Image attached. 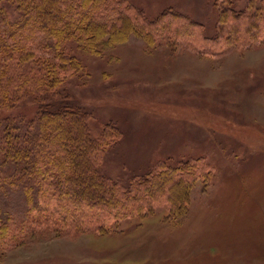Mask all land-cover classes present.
<instances>
[{"label": "rangeland", "instance_id": "rangeland-1", "mask_svg": "<svg viewBox=\"0 0 264 264\" xmlns=\"http://www.w3.org/2000/svg\"><path fill=\"white\" fill-rule=\"evenodd\" d=\"M124 1L151 19L187 16L211 39L229 36L220 23L229 7L237 14L260 7V0ZM228 48L204 54L184 40L148 45L133 35L101 46L99 56L72 46L84 69L68 78L69 99L89 109L94 136L109 123L123 135L103 173L123 178L183 155L204 158L213 179L196 182L189 214L177 224L165 222L162 209L107 235H39L0 249V264H264V44ZM33 113L20 106L10 117ZM1 203L22 218L19 192Z\"/></svg>", "mask_w": 264, "mask_h": 264}, {"label": "trees", "instance_id": "trees-1", "mask_svg": "<svg viewBox=\"0 0 264 264\" xmlns=\"http://www.w3.org/2000/svg\"><path fill=\"white\" fill-rule=\"evenodd\" d=\"M227 12L220 23L229 36L211 39L187 16L167 11L151 19L124 0H0V249L39 235H107L162 209L171 224L187 217L196 182H210L214 168L182 155L123 178L103 173L123 135L109 123L94 136L89 109L69 99L67 80L84 69L71 48L99 56L101 46L131 35L148 45L184 40L204 54L222 44H264V0L254 13ZM27 105L32 117H10ZM12 191L25 204L20 219L2 207Z\"/></svg>", "mask_w": 264, "mask_h": 264}]
</instances>
